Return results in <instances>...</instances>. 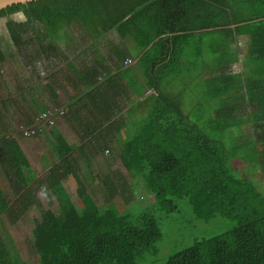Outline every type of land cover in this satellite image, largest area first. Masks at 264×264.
<instances>
[{"label": "trees", "instance_id": "trees-1", "mask_svg": "<svg viewBox=\"0 0 264 264\" xmlns=\"http://www.w3.org/2000/svg\"><path fill=\"white\" fill-rule=\"evenodd\" d=\"M0 21L10 57L23 59L37 76L14 84L0 74V213L13 223L40 210L32 236L36 264H139L159 250L161 223L173 222L184 203L197 220L234 224L164 264H264V0H32L0 8ZM71 26L93 43L74 57L59 38ZM240 55L249 65L235 71ZM5 59L0 48V65ZM197 70L201 81L186 79ZM46 89L50 97L57 89L73 96L66 105L49 106ZM187 102L198 110L206 105L211 116L192 118ZM53 106L68 107L62 118L80 140L70 144L52 129L54 163L39 178L19 140L8 135L7 118L16 111L20 124L32 127ZM246 107L250 112L239 119ZM206 121L208 128L201 126ZM128 123L134 128L124 141ZM55 125L35 126L32 137ZM236 127L242 130L237 137ZM101 156L109 171L98 182L112 220L83 174L85 165L97 176L94 162ZM237 157L255 167L257 184L236 175ZM67 180L74 181L82 205L72 199ZM132 181L153 195L152 204H139ZM0 264L30 263L0 236Z\"/></svg>", "mask_w": 264, "mask_h": 264}, {"label": "rangeland", "instance_id": "rangeland-1", "mask_svg": "<svg viewBox=\"0 0 264 264\" xmlns=\"http://www.w3.org/2000/svg\"><path fill=\"white\" fill-rule=\"evenodd\" d=\"M59 38L63 41V46L66 48V50L72 57L82 51V49L84 48V43H88L87 46L93 44H90L89 39H81V31L77 26L63 28L59 33ZM96 41L98 42L99 40ZM102 42H99V49L101 52H103L106 47L105 42L103 40ZM9 46L10 40L8 38L5 23L0 21V48L6 56L5 61H3L0 65L1 76L9 78L14 84H16L17 81L22 82L25 77H30L34 80H37V76L35 75V73H33L31 67L26 66L23 59L19 60L17 58L14 60L12 58V55L10 57V54L12 53L13 49L11 46ZM132 51L134 53H136L137 51L134 46L132 48ZM248 65V58H245V55H240V61L237 64H232V69H234L235 71H244V69H246ZM40 77L43 81H45L46 74L40 73ZM35 91L38 92L37 90ZM194 91L195 95L197 96L198 94H201V86L194 87ZM71 93H73V91H71L70 94ZM56 94L50 97L51 95L49 94V90L46 89V93L44 94V96L46 95L45 97L50 98L52 100H49V102H47L49 106H52L57 103L55 100ZM57 96L61 97V101H63L60 103L62 105H66L65 99H67V97L65 93L63 91H60L59 95ZM191 96L192 91H187V98H190ZM192 107L193 105L187 102L186 111L191 114L192 118L200 116L201 120L203 121L208 119L211 116L210 114H212L210 108L206 105L204 106L203 110H198L197 108ZM247 112H250V107L244 108L241 113L239 112V119H242V117L245 118ZM7 119L11 127V131L8 133V135L16 137L24 144V147L28 153L33 168L38 174V177L42 178L47 173L44 164L46 161H49L48 157H50V155H53L52 142L54 140L50 132L57 126L64 125L67 122L63 118L59 119L54 127L43 128V130H41L38 136L32 138H24L20 136L23 124L25 123L24 122L23 124H20L22 122V115L14 111L10 113ZM201 126L208 128L209 122L206 121L204 123H201ZM66 128L67 129L64 131L65 139H75V133L73 129L68 126H66ZM133 128L134 127L131 123H128L127 127L124 128V141H126V139L131 135ZM233 133L237 137L242 134V130L236 127L233 130ZM259 146L261 150L264 149L263 144L261 145L260 143ZM106 154L110 153H107L106 151ZM53 163L54 162L49 164ZM232 163L236 168V175L238 177H246L248 179L253 180L257 184L254 179L258 172L254 166L249 167V163L240 157L235 158ZM94 170L97 176L93 175L92 171L88 169L85 165L83 167V174L86 177L85 184L87 185V190L93 194L98 206L102 209L105 215H107L108 218L112 220L111 213L108 210V206L104 197L105 191L101 190L103 189V187H101L98 182V176H102V174H107L106 172L109 171V166L105 164L103 156L99 157L94 162ZM260 177H262L261 179L263 180L262 174L260 175ZM131 183L132 187H134L135 189V197L136 199H138L139 204L141 206L144 207L153 203V195L143 190L136 189L137 187L135 188V184L133 183V181ZM5 185L6 192L10 195L11 199L14 200L15 196L12 193V188L9 185V181L6 179ZM65 187L67 188L72 199L77 203V205H82L74 181H65ZM40 198L44 202L42 196H40ZM116 202L119 204L121 209L124 207V202L119 197L116 198ZM53 209L55 210L57 216L60 218L61 210L58 207L57 203L55 204ZM36 218H40V210L38 208L31 209L28 213L22 216V218L13 223H11L6 216L0 213V236L6 243L7 247L13 253L16 254V251H18L23 261L30 264H36L39 259V256L32 242ZM233 224V220H228L226 218H216L211 222L197 220L192 213L191 207H189L187 203H184L181 205L180 213L175 215V220L173 222L164 220L161 223V227L163 229V238L159 243V250L155 254L147 252L145 254V260H142L139 264H164L165 261L169 258V256H171L175 252L195 243L198 240L221 234L231 228Z\"/></svg>", "mask_w": 264, "mask_h": 264}, {"label": "built area", "instance_id": "built-area-1", "mask_svg": "<svg viewBox=\"0 0 264 264\" xmlns=\"http://www.w3.org/2000/svg\"><path fill=\"white\" fill-rule=\"evenodd\" d=\"M127 64L132 63V59H127ZM68 111L67 106H53L49 108L46 111L40 112L38 115L37 123L36 125L32 127H22L21 132L25 137H32L36 133V129L34 128L35 126H42V124L47 127V126H53L56 124L58 119L62 118Z\"/></svg>", "mask_w": 264, "mask_h": 264}, {"label": "crops", "instance_id": "crops-1", "mask_svg": "<svg viewBox=\"0 0 264 264\" xmlns=\"http://www.w3.org/2000/svg\"><path fill=\"white\" fill-rule=\"evenodd\" d=\"M197 72H198V73H197ZM197 72L194 73L195 75H192V77L190 76V77H187L186 79L189 80V81H194V79H196V81H201L203 75L201 74L200 71L197 70ZM177 80H180V79H177ZM69 89H70V88H69ZM60 91H62V90L57 89V91H56L57 94H56L55 100H56V101L63 102V101H61V97H58V96H57V95H59ZM63 92H64V91H63ZM64 93H65V95H66V97H67V99H65V102L67 103V102H69V101L71 100V98H72L73 95L71 96V94L68 95L66 92H64ZM134 96H135V95H134ZM57 97H58V98H57ZM70 97H71V98H70ZM63 119H65V118H63ZM7 120H8V119H7ZM65 121L67 122L66 124L61 125V126H57L55 129L58 130V131H60V132L64 135V131L67 129L66 126L70 127L71 129H73V131H74V133H75V139H72V140H67V139H66V140H67L70 144H74V145L78 144V142H79V140H80L78 133H76V131L74 130V128L72 127V125H71L66 119H65ZM8 125H9V124H8ZM19 143H20L22 149L25 151V153H26L27 156H28V153H27V151H26V149H25V147H24V144H23L20 140H19ZM28 159H29V161H30L29 156H28ZM48 160H49V161H46L45 164H44L46 170H48V169L51 167L49 163L52 162V161L54 160L53 155H52V156L50 155V157H48ZM30 163H31V161H30ZM31 165H32V163H31ZM32 167H33V166H32ZM33 169H34V168H33Z\"/></svg>", "mask_w": 264, "mask_h": 264}, {"label": "water", "instance_id": "water-1", "mask_svg": "<svg viewBox=\"0 0 264 264\" xmlns=\"http://www.w3.org/2000/svg\"><path fill=\"white\" fill-rule=\"evenodd\" d=\"M32 0H0V8L7 7L16 3H24Z\"/></svg>", "mask_w": 264, "mask_h": 264}, {"label": "bare ground", "instance_id": "bare-ground-1", "mask_svg": "<svg viewBox=\"0 0 264 264\" xmlns=\"http://www.w3.org/2000/svg\"><path fill=\"white\" fill-rule=\"evenodd\" d=\"M42 126H44V125L42 124Z\"/></svg>", "mask_w": 264, "mask_h": 264}]
</instances>
